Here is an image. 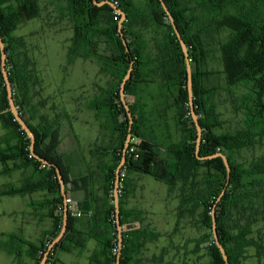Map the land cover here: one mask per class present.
I'll list each match as a JSON object with an SVG mask.
<instances>
[{"label": "trees", "instance_id": "trees-1", "mask_svg": "<svg viewBox=\"0 0 264 264\" xmlns=\"http://www.w3.org/2000/svg\"><path fill=\"white\" fill-rule=\"evenodd\" d=\"M102 1L96 0L97 3ZM109 1L116 2V7L126 15L122 33L129 52H126L118 34L120 16L109 6L97 7L93 0H53L69 18L73 31L66 51L67 64L76 59L96 60L102 71L121 80L133 63L131 78L125 85V96L138 86L152 83L151 77L157 76L171 93L175 124L182 131L177 142L160 145L141 134L140 127L133 122L131 142L121 170L125 177L119 185L120 224L123 225L125 220L138 219L136 212L125 214L121 209L127 173L138 172L165 183L170 189H179V218L201 208L200 222L206 233L195 242L206 244L204 251L208 261L205 264H225L210 232L212 209L215 210L216 229L228 264H241L248 248L262 254L264 245L251 235L258 219L264 222V155L253 156L249 160L243 157L241 161L237 158H241L243 152L254 151L264 144V0H163L188 54L193 104L202 129L198 155L223 154L230 168L228 183L221 158L199 160L195 155L196 130L188 105L184 54L159 0H146L144 8L137 7L132 0ZM40 13L39 0H0V36L6 53L5 68L12 98L20 117L34 134V154L49 163L44 165L30 154L29 138L9 111L0 70V123L6 131L0 137V175L27 168L32 172L20 187L1 188L0 198L46 192L50 200L44 205L48 207V217L53 223L52 230L36 244L16 234H3L5 240L0 243V250L8 256L19 257L22 247L26 246L33 264L39 263L61 228L63 197L56 169L64 183L65 178L54 152L58 119L69 116L66 112L57 114V120L53 123L45 121V126H32L24 117L28 115L29 120L34 119L32 114L35 110L31 106L33 76L28 70L24 40L14 32L23 21L39 18ZM216 80L220 84H216ZM237 89H241L240 93L236 92ZM220 91L230 97L236 113L243 116L235 129L222 133L218 128L223 122L214 101ZM92 104L94 109H104L110 115L111 127L120 134L114 149V164L106 174L112 192L115 169L128 132V120L119 100L118 86L104 90ZM128 107L133 114L132 107L129 104ZM119 117H122L121 123L115 120ZM135 140L136 143L133 142ZM223 190L224 194L217 201ZM230 221L234 223V233L229 229ZM115 228L111 204L101 222L98 219L94 222L92 234L87 235L98 242L92 263H116ZM144 235L133 227L122 231L120 264L132 263L140 247L138 241ZM76 237L80 238V235L72 231L68 211L66 232L45 264H58L59 252H70L73 247L83 248V239L75 240ZM114 247L117 249L115 253ZM199 251L196 248L191 252ZM183 264H187L185 260Z\"/></svg>", "mask_w": 264, "mask_h": 264}, {"label": "rangeland", "instance_id": "rangeland-1", "mask_svg": "<svg viewBox=\"0 0 264 264\" xmlns=\"http://www.w3.org/2000/svg\"><path fill=\"white\" fill-rule=\"evenodd\" d=\"M145 2L146 0H133V3L139 8H144ZM39 3L41 11L40 17L23 21L14 32L15 36L22 37L24 40L28 70L31 76H33L31 106L35 110L32 114L34 119L29 120L28 115L24 117L32 126L37 124L39 126H45V121L49 122V119L55 118V114H62L65 111L69 113V116L67 118H60L61 129L59 130L60 133H65L59 135L57 143L61 139L63 141L70 139V137H67V134L73 129L72 123L76 129H79V139L85 144V142L92 139L91 137L96 128L93 126L94 123H99L98 126L101 130L108 129L103 113L98 116L87 113L88 110L90 113L94 111L92 102L101 97L104 90H108L112 86H118L119 91L122 79H112L111 76L101 70L100 63L96 60L85 61L76 59L72 64H67L66 51L73 36L71 22L67 15L63 11H60V8H57L53 0H39ZM215 83L220 84V81L216 80ZM143 90L144 92L140 94V97H142L144 107L152 113V118L154 119L153 130L156 132L153 134L156 136L164 134L171 141L177 139L178 135L181 136V129L179 127L177 129L176 124H174L171 93L167 88L163 85L156 84ZM239 90L241 89H237L236 92L240 93ZM146 96H150L151 100ZM214 101L216 110L221 114L220 119L223 122L219 127L220 129L218 128V131L222 133L229 129H235L242 122L243 116L240 112L238 114L236 113L234 107H232L230 97L220 91L215 96ZM106 117L108 119L110 115L106 114ZM87 129H89V133L86 132ZM113 131L115 132L114 129ZM5 133L6 131L2 129L0 123V137L5 135ZM141 134L150 135L146 131H141ZM166 139L151 138V140L160 145ZM129 142H131V139ZM133 142L136 143V140ZM260 155H264V144L262 147H257L254 151L243 152L241 158H237V160L241 161L243 157L249 160L253 156ZM1 171L2 166L0 165ZM21 176L23 174L19 171H14L7 175H0V189L9 186L16 187L18 185L17 180ZM148 180V184H152V188L156 193L153 195V199L157 196V202L155 200L154 204L156 205H154L153 212L156 213L155 219L158 222V227L155 232L152 231L154 232L153 234L159 237L164 236L165 244L167 243V238L169 239L170 236L179 241V243L177 242L178 244L173 243V246L184 243V250L180 254L183 253L184 260L187 264H205L208 261V257L204 251L206 244L198 245L195 242L206 233L205 228L200 222L201 208L195 209L194 212L186 213L183 217L179 218L177 210L178 201L177 199H173L172 195L174 193L179 194V189L175 188L172 191L168 187L167 192L166 185L153 179ZM147 190L148 188L146 187ZM10 206L12 205L7 204L6 198L0 201V243L5 240L3 234L14 233L19 236L15 232L17 230L13 229V223L8 217V213L11 210ZM124 213L128 214L130 212L129 210H125ZM228 223H230V231L234 233V223L232 221ZM136 226L137 224L135 222L125 220L121 228L122 231L123 229L126 231L130 227ZM253 230L254 232L251 237L258 243L264 245V222L261 218L253 226ZM158 243L159 246L165 245L163 244L164 241L159 240ZM169 245L172 244L169 243ZM196 248H199L201 251L197 253L191 252ZM26 251L29 256L27 248ZM174 254V250L166 252L168 262L179 263L178 259H174ZM171 256L172 258L170 259ZM0 264H10V260L6 257L4 251L1 250ZM241 264H264V252L258 254L254 248L246 249L245 258L241 260Z\"/></svg>", "mask_w": 264, "mask_h": 264}, {"label": "crops", "instance_id": "crops-1", "mask_svg": "<svg viewBox=\"0 0 264 264\" xmlns=\"http://www.w3.org/2000/svg\"><path fill=\"white\" fill-rule=\"evenodd\" d=\"M151 80L153 81L152 83L138 86L136 90L125 96L127 104L132 107L133 122H136V125L140 127V131L149 133L150 135L145 136L150 139L158 138L163 140L167 138L161 145L175 143L180 139V135H178L177 139L171 141L168 139V136L164 134L160 136L153 134L156 133L153 130L154 119L152 118L151 111L144 107L140 94L144 92V88H150L156 84H163L157 76H152ZM147 98L151 100L150 96ZM93 110L94 111H91V113L88 110L87 113L93 116H98L101 113L104 114L107 130H101L98 126L99 123H94L93 126L96 128L91 137L92 139L84 144V142L79 139V129H76L74 127L75 125L71 123L73 129L67 134V137H70V139L65 141H63V139L59 140V143H57L55 147L54 155H56L55 157L59 160L65 178V183L63 182V184L66 198L72 201V204L68 207L71 216V229L73 232H77L78 235H80V238L76 237L75 240L83 239L84 241L83 248L73 247L70 252H59L57 255L59 260L58 264H94L91 262V259L98 251V242L93 237L87 235L89 233L92 234L94 222L97 219L101 222L103 214L109 209L110 205L113 204V190L112 192L109 190L106 174L107 169L114 164V149L119 143L120 134L118 131H113L109 118L107 119L106 117L108 113L105 112L104 109L101 111L96 109ZM173 111L175 117L174 108ZM174 117L173 120L175 122ZM60 118L58 119L59 123L57 126V142L59 135L65 133H60L59 131L61 129ZM56 120L57 118L49 119L52 123ZM115 120L117 123H121L122 117L116 118ZM155 121L157 122L156 118ZM86 132L89 133V129H87ZM66 143L68 144L65 145ZM19 172H22L23 176L18 178L17 188L26 181V178H30L32 173L29 168L20 170ZM148 179H153L166 185L151 176L138 172H129L125 179V193H123L121 197L122 211L129 210V212H136L138 214L137 221H133L137 226L133 228L139 229L145 234L144 237L138 241L140 247L138 253L134 255L131 264H183L184 255L183 253L180 254V252L184 250V243L173 246V243H179V241L170 236L169 239L166 237L167 243L165 244L164 236L159 237L153 234L158 227V222L155 219L156 213L153 212L154 205H156L154 202L155 200L157 202V196L153 199V195L156 193L152 188V184H148ZM146 187L148 188L147 191ZM168 187L169 186H167V192ZM174 190L175 189H172V191ZM110 192L112 193V199ZM172 195L173 199H177L178 201V210V194L174 193ZM3 198H6L7 204L12 205L10 206L11 210L8 213V217L13 223V229L17 230L15 232L24 240L31 243H38L45 233L52 230L53 223L48 217V207L44 205L45 201L50 200V196L46 192L1 197L0 201ZM123 231L125 230L123 229ZM159 240L164 241L163 244L165 245L159 246ZM169 243L172 245L168 246ZM26 248V246L22 247V253L19 257L8 256L4 252L6 257L10 260V264H33L30 256L27 255ZM172 250L175 251V258L174 256L173 258L175 260L178 259L179 263L172 261L168 262L166 252ZM149 252L151 253L149 254ZM171 258L172 256L170 259Z\"/></svg>", "mask_w": 264, "mask_h": 264}, {"label": "water", "instance_id": "water-1", "mask_svg": "<svg viewBox=\"0 0 264 264\" xmlns=\"http://www.w3.org/2000/svg\"><path fill=\"white\" fill-rule=\"evenodd\" d=\"M93 2L97 7H101L103 5L109 6L113 12H115L116 14H118L120 16V19L117 23V30H118V34H119V37H120V40L122 42L123 47L125 48L126 52H129V47L127 45V41L124 38L123 33H122V25H123L124 21L126 20L125 13L121 9L114 6V4L109 0H104V1L99 2V3H97L96 0H93ZM159 2L161 4L166 16L168 17V20L171 24V27H172V29H173V31H174V33H175V35L179 41L182 52L184 54V59H185V63H186V73H187L188 105H189L190 116H191V119L193 121L195 130H196L195 155H196L197 159H199V160H209V159H213V158H217V157L221 158L223 166L226 170V174H227L226 181L228 183L229 178H230V168L228 165V161L223 154L217 153L215 155L208 156V157H200L198 155L199 148H200L202 129H201V126H200V123L198 120V116L195 113V107L193 104L191 68H190V64H189V60H188L187 50H186L184 42L181 39V36L177 30V27L173 21V18L171 16L168 8L166 7L163 0H159ZM5 63H6V53H5V49H4V44H3L1 36H0V70H1V75H2L4 85H5V89H6L9 111L12 114L15 121L20 126L21 130L29 138V141H30L29 152H30V154L35 159L42 162L44 165H49V163L47 161L41 160L39 157H37L34 154L35 137H34L33 132L30 130V128L28 127V125L24 121V119H22L20 117L18 109L16 108V106L14 104V101L12 98L11 85H10V82L8 80V74H7V71L5 68ZM132 69H133V63H130L129 68L126 71V74L124 75V77L121 80V83L119 86V91H118L119 100L124 107V110L126 113V118L128 120V132H127V135H126L124 143H123L121 159H120V161H119V163L115 169V180H114V184H113V208H114L115 227H116V232H117V246H118V253L116 256V263L115 264H120V255H121V248H122V228H121V224H120V206H119L120 172H121V170L125 164L126 149H127L128 144H129V141L131 139V127L133 124V117H132V114L129 110L128 104L125 100L124 90H125L126 83L131 78ZM56 175H57V179H58V182L60 185V193H61V196L63 197V215H62L61 228H60L59 233L56 235V237L48 244L47 249L44 252V254H43V256H42V258L38 264H45L46 263L48 256L50 255V253L53 250V248L55 247V245L58 244L59 241L63 238V236L66 232V228H67L68 206L64 203V201L66 199V194L64 191V184H63V181L61 179V175H60V172L58 169H56ZM223 194H224V190L221 192V195L218 197L217 201H219L221 199V196ZM211 235L213 238V242H214L215 246L217 247V249L219 250V253H220L223 261L225 262V264H228V259L226 257L225 251H224V249L220 243L219 236L217 233L216 218H215V210L214 209H212V212H211Z\"/></svg>", "mask_w": 264, "mask_h": 264}, {"label": "built area", "instance_id": "built-area-1", "mask_svg": "<svg viewBox=\"0 0 264 264\" xmlns=\"http://www.w3.org/2000/svg\"><path fill=\"white\" fill-rule=\"evenodd\" d=\"M114 6H116V2L114 3ZM124 177H125V172H124V171H121V172H120V181H122V179H123ZM64 203L69 207V206L72 204V201H71V199L66 198L65 201H64ZM113 252H114V253L117 252L116 247L113 248Z\"/></svg>", "mask_w": 264, "mask_h": 264}]
</instances>
